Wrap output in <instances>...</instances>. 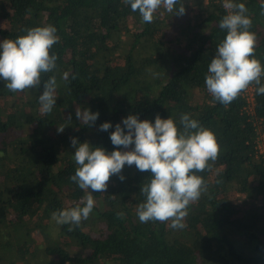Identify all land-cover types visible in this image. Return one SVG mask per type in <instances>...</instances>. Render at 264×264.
I'll use <instances>...</instances> for the list:
<instances>
[{"label": "trees", "instance_id": "1", "mask_svg": "<svg viewBox=\"0 0 264 264\" xmlns=\"http://www.w3.org/2000/svg\"><path fill=\"white\" fill-rule=\"evenodd\" d=\"M223 2L190 0L183 15L160 9L145 23L123 0H0V40L48 24L60 38L50 50L57 68L42 77L57 79L51 113L40 111L42 84L18 95L0 80V233L8 236L0 241V264H18V256L25 264L38 257L40 264H264V155L256 148L264 133V95L253 83L252 104L244 90L225 106L205 84L226 36L219 28ZM238 2L248 9L250 31L257 36L254 55L264 65V0ZM5 99L14 102L3 105ZM77 108L98 111L95 124L84 125ZM185 113L213 131L220 145L217 160L196 173L208 187L189 206L185 228L174 230L171 221L140 222L136 210L146 199L140 189L151 175L126 165L123 181L113 175L106 192L92 193L93 212L79 227L69 231V225L57 224L58 234L74 246L47 238L52 213L82 206L87 195L70 179L77 168L74 132L80 142L111 152L110 132L129 114L153 123L159 114L180 126ZM105 121L112 128L100 131ZM13 126L29 131L13 136Z\"/></svg>", "mask_w": 264, "mask_h": 264}, {"label": "clouds", "instance_id": "2", "mask_svg": "<svg viewBox=\"0 0 264 264\" xmlns=\"http://www.w3.org/2000/svg\"><path fill=\"white\" fill-rule=\"evenodd\" d=\"M133 12H139L142 21L152 23L154 14L163 9L172 15H183V0H123ZM180 5L178 8L177 5ZM226 14L219 28L226 36L218 45L216 54L208 66L205 77L207 91L225 106L233 102L250 84H255L256 93L264 95V65L255 58L257 36L250 31L252 19L246 5L238 0H224ZM264 15V3L260 5ZM54 25L36 26L15 39L0 40V80L12 92L39 89L40 111L51 113L56 104V77L45 74L57 68V55L50 51L59 42ZM67 79V73L64 75ZM76 117L89 127L99 117V112L84 108L76 109ZM71 120V114L68 117ZM112 128L110 121L100 124V131ZM63 132L64 127H58ZM114 150L108 152L102 146H93L88 141L71 138L74 161L77 165L71 181L87 195L81 204L66 207L52 213L57 224L69 225V231L79 227L93 212V192H106L110 177L125 179V166L135 165L140 172H149L151 179L140 191L146 197L136 212L142 223L149 221L168 222L174 230L186 227L184 223L189 206L207 191L206 181L196 173L211 167L217 160L220 145L213 131L203 127L189 114H181L180 126L172 118L156 115L154 123L129 114L115 124L110 132ZM123 149V150H121ZM120 219L124 212H118Z\"/></svg>", "mask_w": 264, "mask_h": 264}, {"label": "rangeland", "instance_id": "3", "mask_svg": "<svg viewBox=\"0 0 264 264\" xmlns=\"http://www.w3.org/2000/svg\"><path fill=\"white\" fill-rule=\"evenodd\" d=\"M190 3V0H183V4H184V7H185V12H187L186 11V5L187 4H189ZM1 26H3L4 25V21H1ZM168 24V23H167ZM166 24V25H167ZM24 93L23 92H18V95H23ZM12 102H14V101H12V99H11V101H8V99H5L4 101H2V104L3 105H7V106H9V105H11L12 104ZM23 121V120H22ZM22 121H20V122H22ZM21 129L22 128H19V127H16V126H13L12 127V129H11V131H10V134L11 135H13V136H20V135H22V133H26V132H28L29 131V129H23V131H21ZM79 134L77 133V132H74L73 133V136L72 137H76V138H78L79 136H78ZM264 153V152H263ZM1 180V179H0ZM246 223H248V224H250L249 222H246ZM49 226V228H45V231H46V233H47V238H52V239H55V238H57V239H59V240H64V241H66V243H68V244H70L71 246L73 245L74 246V241H73V239H67V238H63V236L62 235H60V234H58L59 233V231H58V225H57V223L55 222V220L54 219H52V221H51V224L50 225H48ZM9 230H10V232H11V236H9V239H10V241L12 242V243H14L15 241H16V234H15V230H14V226L13 225H10L9 226ZM96 228L94 227V226H92V228H91V230H90V232H91V234H92V236H96L97 235V232H96ZM8 238V236H2V233H0V241L1 242H3V241H5L6 239ZM46 239V238H45ZM36 243H38V245H40L41 243H42V237L41 236H39V235H36ZM0 250L2 251V249H1V247H0ZM14 259L16 258L15 257V255H13L12 256ZM18 259H19V262H18V264H25L23 261H25L24 259H21L20 258V256H18L17 257ZM27 259L28 260H32L33 259V255L32 254H30V255H28V257H27ZM3 260V259H2ZM1 260V261H2ZM4 261V260H3ZM33 264H40L41 263V261H40V258L38 257L37 259H35L34 261H31ZM32 263H30V264H32Z\"/></svg>", "mask_w": 264, "mask_h": 264}, {"label": "built area", "instance_id": "4", "mask_svg": "<svg viewBox=\"0 0 264 264\" xmlns=\"http://www.w3.org/2000/svg\"><path fill=\"white\" fill-rule=\"evenodd\" d=\"M245 95L248 103L252 104V88L248 87L245 90ZM251 108V106H250ZM257 151L264 155V133H260L256 140Z\"/></svg>", "mask_w": 264, "mask_h": 264}]
</instances>
